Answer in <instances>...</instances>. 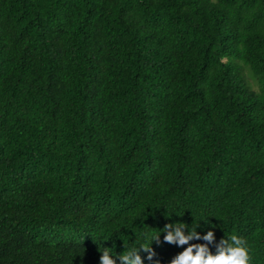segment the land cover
I'll return each mask as SVG.
<instances>
[{"label": "trees", "instance_id": "trees-1", "mask_svg": "<svg viewBox=\"0 0 264 264\" xmlns=\"http://www.w3.org/2000/svg\"><path fill=\"white\" fill-rule=\"evenodd\" d=\"M175 221L264 264V0H0V264ZM164 234L144 264L187 246Z\"/></svg>", "mask_w": 264, "mask_h": 264}, {"label": "clouds", "instance_id": "clouds-1", "mask_svg": "<svg viewBox=\"0 0 264 264\" xmlns=\"http://www.w3.org/2000/svg\"><path fill=\"white\" fill-rule=\"evenodd\" d=\"M204 221L207 223V220ZM188 226L181 221H175L166 223L156 235L141 233L137 242L130 243L122 255L115 253L112 248L102 247L100 248L99 264H116L117 260L120 264H144L139 254L140 250L147 252L146 259L151 261L154 255L151 243L158 241L160 232L165 233L163 240L169 244H175L177 247L187 245L171 259L169 264H249V250L246 241L240 236L231 234L227 238H221L215 244V252H213L209 249V245L215 241L214 232L211 230L212 226L209 225V230L205 231L203 235L197 231L198 223L191 230ZM193 240H203L207 243H189Z\"/></svg>", "mask_w": 264, "mask_h": 264}, {"label": "rangeland", "instance_id": "rangeland-1", "mask_svg": "<svg viewBox=\"0 0 264 264\" xmlns=\"http://www.w3.org/2000/svg\"><path fill=\"white\" fill-rule=\"evenodd\" d=\"M244 75L245 78L247 79L250 87L254 90L258 89V84L256 79L252 76L251 72L249 71V69L247 67L244 68Z\"/></svg>", "mask_w": 264, "mask_h": 264}]
</instances>
